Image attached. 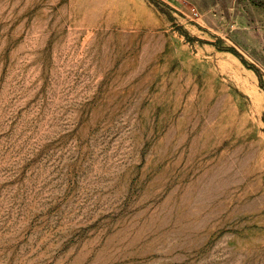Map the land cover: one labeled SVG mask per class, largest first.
<instances>
[{
	"label": "rangeland",
	"instance_id": "1",
	"mask_svg": "<svg viewBox=\"0 0 264 264\" xmlns=\"http://www.w3.org/2000/svg\"><path fill=\"white\" fill-rule=\"evenodd\" d=\"M0 264H264V0H0Z\"/></svg>",
	"mask_w": 264,
	"mask_h": 264
}]
</instances>
